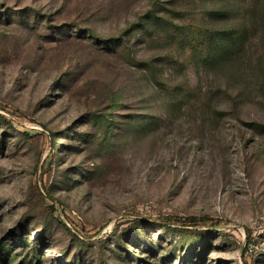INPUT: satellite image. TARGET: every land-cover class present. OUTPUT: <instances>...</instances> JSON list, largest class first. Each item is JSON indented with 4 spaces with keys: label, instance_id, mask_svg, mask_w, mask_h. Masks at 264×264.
I'll return each instance as SVG.
<instances>
[{
    "label": "rangeland",
    "instance_id": "rangeland-1",
    "mask_svg": "<svg viewBox=\"0 0 264 264\" xmlns=\"http://www.w3.org/2000/svg\"><path fill=\"white\" fill-rule=\"evenodd\" d=\"M0 264H264V0H0Z\"/></svg>",
    "mask_w": 264,
    "mask_h": 264
},
{
    "label": "trees",
    "instance_id": "trees-1",
    "mask_svg": "<svg viewBox=\"0 0 264 264\" xmlns=\"http://www.w3.org/2000/svg\"><path fill=\"white\" fill-rule=\"evenodd\" d=\"M222 15H223V14H222ZM222 15H221V16H222ZM192 221H196V219L193 218Z\"/></svg>",
    "mask_w": 264,
    "mask_h": 264
}]
</instances>
